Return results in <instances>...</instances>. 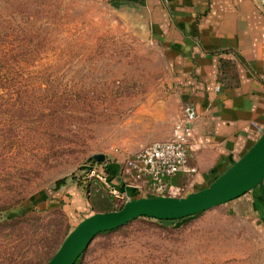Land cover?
<instances>
[{"label":"rangeland","instance_id":"obj_1","mask_svg":"<svg viewBox=\"0 0 264 264\" xmlns=\"http://www.w3.org/2000/svg\"><path fill=\"white\" fill-rule=\"evenodd\" d=\"M110 3L0 0V264L47 262L85 217L67 191L74 183H82L87 215L116 209L120 200L92 156L131 155L167 127L141 121L174 120L181 109L167 112L176 103L161 47ZM260 189L194 216H140L99 233L80 264H264ZM32 224L39 235L20 239Z\"/></svg>","mask_w":264,"mask_h":264},{"label":"crops","instance_id":"obj_2","mask_svg":"<svg viewBox=\"0 0 264 264\" xmlns=\"http://www.w3.org/2000/svg\"><path fill=\"white\" fill-rule=\"evenodd\" d=\"M108 1H120L118 11L130 14L146 38L161 47L170 72L169 102L176 103L168 114L174 116L183 104L199 112L188 145V166L196 170L182 168L173 175L175 194L207 186L264 129V0ZM173 122L141 121L147 127L167 126L144 140L168 138ZM125 159L120 156L100 165L120 187ZM67 191L74 195V212L86 216L90 207L80 186L74 183ZM252 195L257 200L261 194Z\"/></svg>","mask_w":264,"mask_h":264},{"label":"water","instance_id":"obj_3","mask_svg":"<svg viewBox=\"0 0 264 264\" xmlns=\"http://www.w3.org/2000/svg\"><path fill=\"white\" fill-rule=\"evenodd\" d=\"M120 3L110 4L119 10ZM92 158L103 161L107 155L97 153ZM257 185L264 198V132L238 160L199 190L186 195L131 197L117 209L95 211L85 216L68 232L45 264H74L100 232L116 229L140 216L182 218L237 198Z\"/></svg>","mask_w":264,"mask_h":264},{"label":"built area","instance_id":"obj_4","mask_svg":"<svg viewBox=\"0 0 264 264\" xmlns=\"http://www.w3.org/2000/svg\"><path fill=\"white\" fill-rule=\"evenodd\" d=\"M198 116L199 112L194 105L183 104L174 118L173 128L168 138L151 141L126 157L121 171L124 185L120 187L111 182L112 180L106 182L121 204L131 198L127 192L128 186L135 187L142 195L175 194L177 192L171 182L173 175L182 168L196 170L188 166V145L193 124ZM260 131L262 134L264 129L260 128ZM101 177L108 179L106 174Z\"/></svg>","mask_w":264,"mask_h":264},{"label":"trees","instance_id":"obj_5","mask_svg":"<svg viewBox=\"0 0 264 264\" xmlns=\"http://www.w3.org/2000/svg\"><path fill=\"white\" fill-rule=\"evenodd\" d=\"M91 162H99V163H102L103 161L101 160V161H98V160H96V159H94V158H92L91 159ZM78 185L80 186V187H82V183L81 182H79L78 183ZM83 188V187H82ZM142 196V195H141ZM134 197H139V195H137V196H134ZM122 206V204L120 203L117 207H116V209L117 208H119V207H121ZM202 212V211H201ZM200 213V212H199ZM23 214H26V213H23ZM198 214V213H197ZM20 215H22V214H15L14 216H12V217H9L8 219H10V221H8L7 222V224L9 225V226H14V225H16L17 224V221H18V216H20ZM194 215H196V214H193V215H189V216H194ZM144 216V215H143ZM17 217V218H16ZM185 217H187V216H185ZM6 221H7V219H5ZM6 222L5 221H3V223L2 224H5ZM37 225V226H36ZM32 226H34L35 227V229L34 230H32L33 232H31V233H29V230H28V228H24V229H22V227H21V229H19L18 230V228H17V230H18V232H17V235L20 237V239H22V240H25V239H28V238H31L32 236L34 237V236H38L39 234H38V230L36 231V229H37V227L39 228V226H38V224H32ZM117 229V228H116ZM113 230H115V229H113ZM113 230H107V231H103V232H100V234H102V233H107V232H110V231H113ZM68 234V233H67ZM66 236V235H65ZM65 238V237H64ZM60 242H62V241H60ZM60 242L59 243H56V245L54 246V251L57 249V247L59 246V244H60ZM54 251H52L51 252V254L48 256V258L46 259V261L51 257V255L54 253ZM84 254V253H83ZM83 254L77 259V261L74 263V264H80V261H81V259H82V257H83ZM43 264V263H42ZM45 264V263H44Z\"/></svg>","mask_w":264,"mask_h":264}]
</instances>
